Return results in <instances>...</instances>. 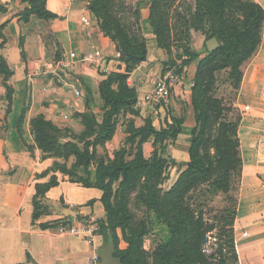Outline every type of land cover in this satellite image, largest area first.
Returning <instances> with one entry per match:
<instances>
[{
	"label": "crops",
	"instance_id": "1",
	"mask_svg": "<svg viewBox=\"0 0 264 264\" xmlns=\"http://www.w3.org/2000/svg\"><path fill=\"white\" fill-rule=\"evenodd\" d=\"M255 1L264 8V0ZM90 4L91 0H47V9L57 14L56 18L32 15L24 20L21 13L30 6L28 2L0 0V6L5 7L0 12V58L12 72L10 76L0 73V264H97L94 258L106 240L99 234L92 244L82 236L59 233L57 224L74 216L80 220L104 219L103 192L58 173H47L49 159L41 158L31 126L33 118L44 116L61 129L80 134L85 131L80 114L91 111L101 121L98 113L104 102L100 83L112 72H124L126 63L120 59L114 40L102 30ZM140 22L149 25L148 9H141ZM151 37V46L156 44L161 50L154 30ZM147 45L148 60L151 46ZM71 52L77 53L74 64L60 77L45 73L43 63L47 58L69 59ZM198 62L186 65L184 71L189 70L191 76L184 78L183 71L174 89L171 109L156 113L160 124H154L157 128L172 123V117L184 119L181 133L170 145L177 162L182 155L180 148L189 153L191 138L181 143L191 137L197 126L192 87ZM153 65L137 81L131 80L138 90L137 104L143 120L150 116L140 107L150 90L144 79L157 75V81L163 75ZM242 71L234 100L242 118L239 137L243 161L234 222L235 245L240 264H264V25L259 48L243 64ZM159 114L163 119L167 116L169 123L161 124ZM52 176H57V185L39 194L37 185L48 183ZM95 179L94 174L92 181ZM37 195L49 212L35 218Z\"/></svg>",
	"mask_w": 264,
	"mask_h": 264
},
{
	"label": "trees",
	"instance_id": "2",
	"mask_svg": "<svg viewBox=\"0 0 264 264\" xmlns=\"http://www.w3.org/2000/svg\"><path fill=\"white\" fill-rule=\"evenodd\" d=\"M29 3L21 17L28 20L32 15L43 19H54L57 14L47 9V0H24ZM112 0H91V8L98 17L102 30L110 36L117 45L118 51L123 55L120 59L126 63L124 72H112L100 83V94L104 102L103 121L99 122L94 112L80 114L85 125L84 134L94 138L86 140L83 145L79 141L68 140L58 142L57 134L62 129L44 116H37L31 122L32 133L35 136L37 146L44 152H52L62 148L65 157L75 156L77 163L84 167L85 173L89 174L80 181L86 187H96L103 192L102 202L106 208L109 223L99 221L100 233L106 240L111 237L115 243V255L121 257L123 264H140L139 254L142 247L143 237L146 233L144 228H134L128 236V246L120 248L117 228H128L131 217L127 212L126 200L129 194L137 187H141L139 193L142 201L155 208L159 217L164 218L168 224L170 236L162 246L156 249L155 261L157 264H212L208 255L204 252L208 234L214 229L204 220V213H196L190 203V192L198 186L208 183L217 190L230 192L232 181L230 175L234 170L242 174V157L240 152L241 141L239 137V125L241 114L235 120L225 118L226 112L231 108L225 106L223 99L214 94L216 71L225 67L233 69L236 75L235 87L238 89L243 77L242 64L250 60L257 52L262 40L264 25V8L255 0H197L198 12L196 16L200 21H212L214 24L207 31V38H217L219 46L209 51L206 46V54L201 58L199 52L191 53L187 50L184 55H179L181 61L180 72L183 67L198 60L197 71L192 87V101L195 110L197 126L192 131L191 146L189 150L190 160L175 184L166 192L158 187L161 181L168 180L163 175L172 165H177L175 159L170 160L156 149L152 157L144 156L143 150L133 159H126V149L116 153L113 161L109 164L103 160L98 163L95 182L90 178V166L92 164L96 147L111 141L116 133V118L123 111L134 109L138 103V90L128 82L131 74L148 57L147 40L140 32H130L122 22L111 13ZM173 0H152L150 6V21L157 37L158 46L167 47L163 42V29L155 20V14L160 7L171 3ZM203 4H209L204 8ZM210 8V10H209ZM5 7L0 6V12ZM239 12L240 17L235 16ZM137 25L140 23L141 12L135 13ZM204 22V21H203ZM211 23V22H210ZM216 25V27H215ZM176 65V62L173 63ZM178 65V64H177ZM176 65V66H177ZM167 68L162 71L165 74ZM0 73L7 76L12 74L5 60L0 58ZM136 115H139L137 112ZM184 119L174 118L166 127L154 126L152 116L145 120L143 126L133 129L131 142L140 139L145 143L154 137V145L174 142L182 131ZM74 136V135H73ZM214 151V155L211 151ZM219 171L221 174L215 175ZM67 173L66 170H61ZM241 178V177H240ZM119 182L120 205L125 210L120 222L116 221L119 209L111 203L110 197L113 185ZM57 176L43 185H37L38 193H45L51 187L57 185ZM41 203L35 199L34 217L43 214L38 210ZM230 215L223 216L222 237L219 248L221 251L228 249L233 253L235 261L239 263V257L235 245L234 222L237 213V204L229 209ZM147 264V263H144ZM223 264H226L223 262ZM229 264V263H227Z\"/></svg>",
	"mask_w": 264,
	"mask_h": 264
},
{
	"label": "rangeland",
	"instance_id": "3",
	"mask_svg": "<svg viewBox=\"0 0 264 264\" xmlns=\"http://www.w3.org/2000/svg\"><path fill=\"white\" fill-rule=\"evenodd\" d=\"M151 1L152 0H112L110 7L111 13L114 17L118 18L130 32H140L143 34L147 40V43H150V46L152 45L151 35L153 34L154 30L150 21ZM208 5L209 4H203V7L208 8ZM138 9L140 12L141 9H148V26H143L141 22L137 25L135 13ZM240 14L241 13L238 11L234 13V15L238 17H240ZM199 15H201V13L198 12L197 0H173L171 3L165 4L164 7H160L155 14V20L158 24H161V28L163 29V42L167 47H160V50L156 44L154 48L151 46L150 59L147 60L146 64L140 65L136 70L152 67V64H154L153 66L157 65V72L161 73L166 68L168 69L169 67H175L177 64H181L182 60L178 59V56L184 55V58H187L185 56L187 50L191 53L199 52L201 56L205 55V43L208 40L207 31L210 29L211 24L212 26L214 24L212 21H206L207 19L203 20L204 22L196 19V16ZM174 62H176V65H173ZM187 67L188 66H185V68ZM232 72L233 69L231 67H225L219 71H216V82L213 92L216 96L223 99L226 107L231 108L230 111L226 112L225 118L235 120L241 113L236 107H234V100L237 96L238 89L235 87L236 75L232 74ZM188 73H190L189 70L184 71V78L187 79L188 76H191L188 75ZM133 75L134 72L131 74V78L128 80L131 86H133L131 81ZM156 77L157 75L153 76L151 79H144V84L152 89L156 84ZM184 89H187V87L185 86ZM173 95H176L175 91ZM181 102L183 103L184 101L182 100ZM171 106L168 109H171ZM183 108L186 110L185 103L183 104ZM100 109L101 110L99 111L98 116L99 120H101L100 122H102L105 108L103 106L100 107ZM137 112L139 115H136ZM140 112L141 110L137 104L134 109L123 110L117 116L116 133L114 138L106 144L98 145L96 147V152L90 166L91 179L94 174L96 176L98 163L102 160L107 164L111 163L116 153L121 149H126L127 160L133 159L141 149L143 150L144 156L147 158L152 157L154 151L158 149L160 155L163 153V155L167 156L170 160H173V155L171 153L172 146L170 145L174 142H171V140H168L166 143H159L157 146L154 145V137L147 141L149 143L148 145L140 143V139H137L136 142H131L128 140L135 126L139 127L145 124V119H142ZM171 112L172 111L170 110L169 113ZM154 116L155 118L153 119V123H156L157 126H159L160 124L157 121L156 114H154ZM162 116L163 115L160 114L158 115V119L161 121V124H168L169 120H167V116H165L164 119ZM174 118L175 117H172V121ZM177 118H180V116H177ZM57 136L58 142L64 143L72 139L81 142V145H83L86 140H92L94 138L93 134L92 136L89 134H84V132L75 134L66 128H62V131L58 132ZM189 138H192V135L186 140H183L181 144L189 142ZM30 148L33 149V146H30ZM180 149L182 155L179 154V162L176 163L177 165H172L169 167V169H167L163 177L168 176V180L165 181L163 179L160 186L158 187L162 190V193L169 190L175 184L181 174V171L189 162L185 160L186 158L190 159L188 151L184 147ZM40 150L41 158L49 159L47 160V164L49 165L47 173H58L60 176L64 178L66 177L72 182L80 181L82 178L89 176V174L85 173L84 167L77 163L75 156L65 157L63 155L62 148H57L52 152H44L42 149ZM211 152L212 154L214 153L213 150ZM62 169L66 170L67 173L61 172ZM218 174H221V172L216 171L215 175ZM240 177L239 170H234V172L231 173L230 178L232 181V187L231 191L228 193H225L222 190H217L208 183H204L190 192V203L192 207L195 209L197 214L199 212L204 213L203 217L205 222L209 224V226H214V229L211 232L216 233L218 237L217 244L212 246L209 253H206L212 264H223V262L226 264H237L233 253H231L228 249L221 251L219 244L220 241L223 240L221 220L223 219V216L227 217L230 215L229 209L233 208L234 205L238 203V186L240 183ZM141 191V187H137L129 194V197L126 200L127 212L131 219L128 222V228L126 230L123 229V227L117 228L119 245L120 248H126L128 246L127 238L131 235L133 229L144 228L146 233L143 237L140 254L138 255L140 260L139 262L140 264H157L155 261L156 249L162 246L167 237L169 238V227L166 220L157 215L154 207L149 206L147 203L142 201L139 196ZM119 192V182H116L113 185V192L111 194L110 200L111 203L116 205L119 209V213L115 215L117 222H120L122 214L125 213V210H123L120 205ZM39 202L41 203L42 201ZM104 209L105 218L99 221H105L108 224L109 220L105 206ZM38 210H40L43 214H47L49 212V207L45 204H41ZM107 241L108 240H105L104 243Z\"/></svg>",
	"mask_w": 264,
	"mask_h": 264
},
{
	"label": "built area",
	"instance_id": "4",
	"mask_svg": "<svg viewBox=\"0 0 264 264\" xmlns=\"http://www.w3.org/2000/svg\"><path fill=\"white\" fill-rule=\"evenodd\" d=\"M86 22H88V20H86ZM76 57L77 53L71 52L69 59L47 58L43 63L44 71L46 74H52L53 76L60 77L65 71L72 67ZM181 68L180 64L175 67H169L166 73L158 78L155 86L143 96L142 103L140 104L142 111L147 110L149 115L152 116L160 110H167L171 106L175 89L174 87L181 81L182 73L185 70V67H183V71L180 72L179 69ZM103 71L107 73L106 68H103ZM245 109L248 110L249 106H246ZM57 229L61 234L82 236L92 244L95 243L96 238L101 231L99 220L93 218L80 220L75 216L69 218L68 221L58 223ZM243 235L246 236L247 232H244ZM217 242L218 237L216 233L210 232L208 234L207 242L204 245V252L209 253L212 246H215ZM99 260V256L94 258V261L97 263Z\"/></svg>",
	"mask_w": 264,
	"mask_h": 264
},
{
	"label": "water",
	"instance_id": "5",
	"mask_svg": "<svg viewBox=\"0 0 264 264\" xmlns=\"http://www.w3.org/2000/svg\"><path fill=\"white\" fill-rule=\"evenodd\" d=\"M209 51L215 50L219 46L217 38H210L206 42ZM123 56V55H122ZM150 67L141 68L136 70L133 75V80L137 81L139 77L147 74ZM115 243L114 239L111 237L99 250L100 260L97 264H123L121 257L115 255Z\"/></svg>",
	"mask_w": 264,
	"mask_h": 264
}]
</instances>
